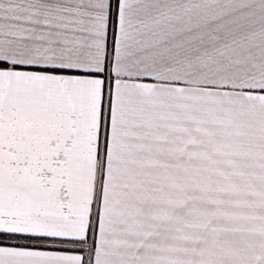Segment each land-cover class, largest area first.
Here are the masks:
<instances>
[{
    "label": "snow or ice",
    "instance_id": "1",
    "mask_svg": "<svg viewBox=\"0 0 264 264\" xmlns=\"http://www.w3.org/2000/svg\"><path fill=\"white\" fill-rule=\"evenodd\" d=\"M0 264H264V0H0Z\"/></svg>",
    "mask_w": 264,
    "mask_h": 264
}]
</instances>
